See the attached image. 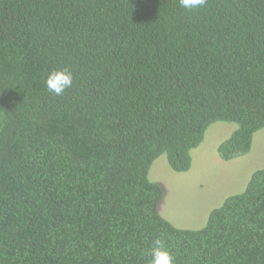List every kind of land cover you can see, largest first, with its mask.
Masks as SVG:
<instances>
[{"label":"trees","instance_id":"16d2710c","mask_svg":"<svg viewBox=\"0 0 264 264\" xmlns=\"http://www.w3.org/2000/svg\"><path fill=\"white\" fill-rule=\"evenodd\" d=\"M68 67L73 87L47 91ZM223 161L264 129V0H0V264H264V169L198 230L158 206L214 123Z\"/></svg>","mask_w":264,"mask_h":264},{"label":"rangeland","instance_id":"374dc122","mask_svg":"<svg viewBox=\"0 0 264 264\" xmlns=\"http://www.w3.org/2000/svg\"><path fill=\"white\" fill-rule=\"evenodd\" d=\"M236 129L231 123H214L205 132L202 143L191 151V168L175 173L166 156L156 159L148 177L159 184L163 196L158 206L160 216L174 227L198 230L210 211L229 196L241 193L251 174L264 169V129L253 135L248 154L223 161L218 146Z\"/></svg>","mask_w":264,"mask_h":264},{"label":"clouds","instance_id":"9594fccd","mask_svg":"<svg viewBox=\"0 0 264 264\" xmlns=\"http://www.w3.org/2000/svg\"><path fill=\"white\" fill-rule=\"evenodd\" d=\"M179 3L185 10L195 11L203 8L207 0H179ZM45 83L49 93L62 96L67 89L73 87V73L68 67L52 70L48 73ZM150 255L149 264H175V257L160 238L153 241Z\"/></svg>","mask_w":264,"mask_h":264}]
</instances>
